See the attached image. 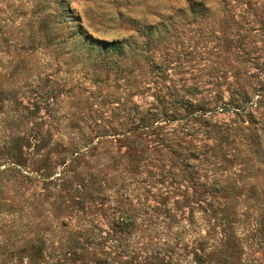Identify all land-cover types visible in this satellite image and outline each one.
<instances>
[{
    "label": "rangeland",
    "instance_id": "rangeland-1",
    "mask_svg": "<svg viewBox=\"0 0 264 264\" xmlns=\"http://www.w3.org/2000/svg\"><path fill=\"white\" fill-rule=\"evenodd\" d=\"M200 1L0 0V264H264V0Z\"/></svg>",
    "mask_w": 264,
    "mask_h": 264
},
{
    "label": "trees",
    "instance_id": "trees-1",
    "mask_svg": "<svg viewBox=\"0 0 264 264\" xmlns=\"http://www.w3.org/2000/svg\"><path fill=\"white\" fill-rule=\"evenodd\" d=\"M188 4H189V10L195 14V15H201L204 16V14H206L208 12V7L205 6L203 4L202 1L200 0H187ZM84 39L87 40V43L89 42V40L92 41L89 42L90 44V48H94L96 47H100V52H113L119 56H122L125 52V48L126 47H130V41H117V40H113V41H104V40H100V39H94L93 37L89 36V35H85ZM229 103H231L229 101ZM218 106V105H215ZM233 107H236L235 105H232ZM237 114V113H236ZM215 126H217L215 128ZM212 131H214L216 134H218L221 138H228L226 135L227 131H231L233 132V128L230 127L229 124H220V125H216L214 124L212 126Z\"/></svg>",
    "mask_w": 264,
    "mask_h": 264
}]
</instances>
